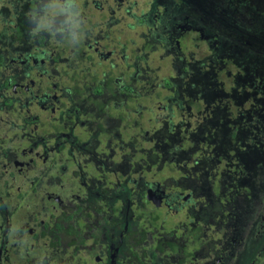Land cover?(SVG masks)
<instances>
[{
    "label": "flooded vegetation",
    "instance_id": "1",
    "mask_svg": "<svg viewBox=\"0 0 264 264\" xmlns=\"http://www.w3.org/2000/svg\"><path fill=\"white\" fill-rule=\"evenodd\" d=\"M9 1L5 0L3 5L0 0V264H86L87 260V264H129L125 241L121 246L123 239L116 245L107 243L106 225L100 223V209L107 204L112 210L104 213L112 216V221L116 218L119 223L138 226L142 210L137 204L146 200L153 203L151 193L155 200L169 199V204L164 203L169 215L176 212L174 204H184L186 199L183 198H192L180 192L174 180L176 175L163 180L155 176L146 178L145 171H138L137 162L132 160L135 152L144 153L153 146L149 132H155V126L160 127L161 123L176 117L171 107L175 99L173 103L163 96L154 99V90L149 89L148 83L142 87L134 82L142 75L147 79L150 67L144 63L138 66L133 61L121 68L124 73L117 78L119 89L124 91L127 82L137 85V89L140 86L144 99L124 91L123 104L111 99L108 107L106 103L98 109L72 91L74 82L65 71L73 68L70 59L75 69L85 67L80 61L88 63L85 57L76 54V47L71 48L74 37L64 40L69 45L66 49L55 43L59 27L72 26L77 30L75 34L81 27L73 26V20L67 19L64 13L58 12L53 17L43 14L46 6L56 0H32L36 5L34 10L29 0H17L12 13ZM57 1V9H67L73 17L80 12L84 19L82 27H85L92 21L94 12L105 17L112 7H121L127 0ZM21 11L26 15L19 16ZM38 20L42 25L35 30ZM20 23L30 26L31 35L29 39L25 37L29 41H25L27 46L26 43L21 45L24 37L20 41L12 35ZM82 29L87 44L82 55L91 49L99 66L100 63L107 66V61L114 57L113 47L104 43L101 33L98 36L91 33L95 31L93 27ZM39 33L44 37L48 36L46 33L51 34L48 38L53 49L49 44L31 41ZM90 40H93L91 46ZM102 44L107 46L102 47ZM109 66L112 63L96 69H110ZM110 106L115 107L114 117L105 121L103 110ZM159 109L164 111L161 116L157 113ZM2 111L15 118L18 115L21 121L3 131ZM90 112L97 113L106 122V131L97 130V122L90 117ZM122 116L126 122L130 119L142 125L146 123L147 127H143L147 130L140 134V126L130 122L125 129L127 135L116 132L114 128L123 131L126 125ZM12 138L17 140L13 142ZM175 156H167L162 161L167 159L180 170ZM107 191L108 196H105ZM155 205L160 209L163 204ZM87 252L92 254L91 258L86 256Z\"/></svg>",
    "mask_w": 264,
    "mask_h": 264
},
{
    "label": "trees",
    "instance_id": "2",
    "mask_svg": "<svg viewBox=\"0 0 264 264\" xmlns=\"http://www.w3.org/2000/svg\"><path fill=\"white\" fill-rule=\"evenodd\" d=\"M152 1L155 4L154 8L163 9L161 14L155 15L158 21L167 20L173 13L177 15V19H172L171 23L166 25L167 28L161 30L163 35H160L161 39L156 38L155 35L142 39L138 53L133 52L130 56L138 66L144 65L148 62L150 51L159 49L163 51V56L171 58L172 74L168 77H158L157 69H149L152 74L149 73L147 79L142 75L134 82L142 87L148 83L149 89L154 90L152 92L154 99L162 97L163 89L171 92V96L167 98L171 102L175 99V104L171 107L173 106L176 117L168 119L165 124L161 123L160 127L155 126V132H149L152 135L153 146L143 151L144 153L135 152L132 160L137 162L138 170L157 171L162 158L175 154L176 162L181 163V169L177 171L173 164L166 161L167 159L164 161V166L171 172H175L174 170L178 172V189L189 193L193 202L174 204L172 207L176 212L172 215H169L164 208L165 215L169 219L165 220L160 216L162 209L149 200L142 201L139 206L142 207V212L138 218L141 224L129 225L126 230L124 222L119 223L116 218L112 221V216L104 213L105 210H112L107 207L100 209L102 211L100 223H104L106 227L114 225L123 234L129 264H152L146 253L147 247L158 252L160 255L158 258L161 259L159 264H197L203 258L210 259L217 244L215 238L206 235L209 227L215 226L224 214L232 213L237 216L245 212L242 208L239 210L244 203L243 194L246 193L247 197H250L253 191L243 186L248 171L243 165V158L252 146H257L252 148V153L263 154L262 163L255 166L257 181L254 184L258 187L264 186V107H261L264 103L258 101L251 103V100L257 98L264 100V0ZM30 4L31 9L34 10L35 1L29 0ZM79 14L80 12L71 18L72 25L79 26L80 29L93 27L94 30L96 27L91 33L98 36L100 32L96 24L89 21L91 23L89 26V23H86L87 26L82 27L84 19ZM23 15H26V12L21 11L19 16ZM141 21L142 18H139V22ZM129 26L134 27L133 24ZM29 27L20 23L12 33L13 37L20 41L24 37L21 45L29 42L26 41L28 35L29 37L31 35ZM80 29L79 33L75 34L73 32L77 30L72 26L67 28L61 26L56 32L57 46L65 49L64 40L74 37L73 43L70 42L71 48L76 47V54L81 58L85 57L88 61L84 63L78 59L80 65L85 67L75 69V64L69 58L73 68L65 71L74 82L72 91L98 109L106 103L108 107L111 99L123 104L124 91L134 93L143 100L144 94L140 86L137 89V85L127 82L124 91L119 89L120 83L117 78L123 76L124 70L121 68L131 64L129 56H122L120 67L112 58L107 61V66L100 63L101 67H108L112 63L110 69H96L100 66L95 52L90 49L85 56L82 55L87 44L85 32ZM91 33L88 32V35ZM175 33L186 37L196 35V41L208 40L211 53L196 57L194 51L176 50L173 43ZM46 34L50 38L51 34ZM48 36L44 37L39 33L31 41H37L40 45L49 44L53 49L54 45L50 44L51 39L49 40ZM167 36H169L168 40ZM92 43L93 40H90V46ZM105 46L107 45L102 44V47ZM108 47L114 45L108 44ZM232 67L235 69L234 72L227 75V81H223L220 75ZM227 101L230 102L229 105L236 107V114L225 108L224 104ZM247 101L250 105L246 104ZM189 105H196L195 112L191 113L188 110ZM114 108L110 106L109 109L103 110L105 121L114 117ZM259 110L262 113H259ZM89 115L97 122L95 127L98 131L107 130L104 124L106 122L97 113L90 112ZM122 122H126L124 116ZM130 122L140 126L138 130L140 134L147 130L136 120L130 119L123 126V131L114 129L116 132H122V135H127L125 129ZM122 135L120 138L124 139ZM245 139H248L246 143ZM130 140L134 141V138ZM135 149L139 150L140 147ZM217 159L223 163L221 167H216ZM104 195L108 196V191ZM261 197L263 199L264 191L259 194L260 203L255 207L260 206L261 214H264ZM186 204L187 208H185ZM256 214L252 213L250 219H245L250 223ZM258 216L259 214L256 217ZM174 217L178 218L177 223L173 226L164 225ZM249 223L247 222L248 227H250ZM148 233L153 235L150 236ZM215 257L220 260L218 264H227L224 258L226 255ZM231 261L230 259V263Z\"/></svg>",
    "mask_w": 264,
    "mask_h": 264
},
{
    "label": "rangeland",
    "instance_id": "3",
    "mask_svg": "<svg viewBox=\"0 0 264 264\" xmlns=\"http://www.w3.org/2000/svg\"><path fill=\"white\" fill-rule=\"evenodd\" d=\"M17 0H11L9 1L10 6V12L12 13V10L14 6L16 5ZM20 1V0H18ZM82 1V0H77ZM5 3V0H3V5ZM133 5H130V4ZM44 4V3H43ZM51 5V6H50ZM59 5L58 1L56 0L52 4H48L46 6L45 10L43 11V14H45L47 17L55 15L58 12L64 13L67 15V19L72 18L73 15L67 12V9L59 8L57 9V6ZM113 5V4H112ZM44 6V5H43ZM50 6V9H49ZM155 4L151 0H127L124 2V4L121 7L110 9L109 13H106L105 17L99 16L98 12H94V14L91 16V22H96V26L99 29V32L104 37V43L112 44L114 45L113 49V58L116 60L117 64L122 63V56L128 55L129 61L133 62V57H131V53L139 51L140 46L142 45V39L151 38L153 35L156 36V38L161 39L162 37L161 30L166 29V25H169L172 21V19H177V15L170 14L167 20H161L158 21L155 15L161 14L163 12L162 8H154ZM53 10L51 12L50 10ZM139 18H142V21L139 22ZM66 19H63V22H66ZM98 24V25H97ZM133 24L134 27H130L129 25ZM37 28L35 30L39 29V26L42 25V22L40 20L37 21L36 24H34ZM176 25V24H175ZM174 25V26H175ZM44 27V26H43ZM96 30V27L94 28ZM160 29V30H158ZM170 29V28H169ZM158 30V31H157ZM155 31V32H154ZM163 36V35H162ZM175 41L173 42L175 45V49H179L181 51H194L196 52V57H201L204 55H208L211 53V49L209 48V41L208 40H202L196 41V35H189L181 36L179 34L174 35ZM102 37V39H103ZM173 38V39H174ZM169 39V36H167V40ZM68 43H65V47H68ZM126 46V48H124ZM66 49V48H65ZM105 62L104 60H100V62ZM133 64V63H132ZM150 69H157L156 74L158 77H168L172 74V66H171V58L169 56H163V51L159 49H152L149 53V59L147 62ZM234 68L232 69H226V71L221 74L223 81H227V75L234 72ZM150 74H152L149 71ZM248 91H245L247 93ZM161 95L164 98H167L168 96H171V92L168 91H161ZM243 96H246L245 94H242ZM235 97V96H233ZM258 99V100H257ZM251 100L252 102H260L264 103V100L261 98H257ZM218 100V98H216ZM230 102H225L224 106L225 108L229 109L232 113L237 112L236 107H233V105H229ZM247 105H250V102H246ZM264 107V104L261 106ZM196 105H189V111L191 113L195 112ZM235 111V112H234ZM163 109H159L158 115L161 116L163 113ZM261 110H259V113ZM262 113V112H261ZM18 118H15L11 113H6V111H2L1 119L3 120L2 129L3 131H6V129L13 124L19 123L21 119L18 115H16ZM147 116V115H146ZM148 117V116H147ZM159 117V116H156ZM146 124V123H145ZM143 124V125H145ZM147 127V125H145ZM264 131V130H263ZM10 139L7 140V142ZM13 142L17 140V138H12ZM248 141V139H245V143ZM147 145L144 144V147ZM257 146H252V148H256ZM252 148H249L248 153L243 158V165H245L246 169L248 170L245 176V179L243 181V186L248 187L253 192L251 193L250 197H247V194H243V201L244 203L240 206L239 210L241 208L245 211L243 214H239L237 216L232 215V213L224 214L221 218V220L216 223V225H211L209 229L207 230V236L215 238L214 241L217 242L216 246L213 248L212 255L210 259L203 258L201 261H198L197 264H211L214 262V264L219 263V258H216L215 256H225V260L227 261V264H264V214H261V209L259 207H255L257 204L260 203L259 194L264 191V186H257L254 183L257 181L255 176V166L262 163L263 154L260 155L259 152H256L255 154L251 152ZM119 153L121 150L116 149ZM124 153V152H122ZM264 153V151H263ZM219 156V154H217ZM57 158L59 155H57ZM224 157V156H223ZM218 158V157H217ZM231 158V157H230ZM2 159V157H1ZM179 163V167H180ZM222 162H220V159H217L216 167H221ZM159 170H149L143 173V176L146 178H149L150 176H155L157 179L163 180V179H169L170 177L174 176L176 173L171 171L164 166V161L160 163V166L158 167ZM140 171V170H138ZM174 178H171V181H173ZM223 187V186H222ZM221 187V188H222ZM125 193V191H124ZM251 199H254L251 201ZM262 199V197H261ZM264 199V197H263ZM262 199V204L264 206V200ZM104 203V202H103ZM107 205V204H106ZM106 205L104 208L106 209ZM138 207L141 205L138 202ZM164 207L165 205H162V211H160V216H162L165 220L168 217L164 214ZM142 210V207H141ZM252 213L259 214L258 217L256 214V218L254 217L253 220L249 223V220L245 219L248 218ZM264 213V212H263ZM126 216H128L126 214ZM169 220V219H168ZM130 216L128 217V222H130ZM162 221V220H160ZM250 224V227H248L247 222ZM178 222V218L174 217L172 221H166L164 223L165 226H173L175 223ZM124 227L127 229L129 224L123 223ZM220 230V231H219ZM105 237L107 243L111 242L116 245V243L123 239V234L117 230L115 227H105L104 230ZM121 235V236H120ZM218 241H221V243H218ZM121 246H124V240L121 243ZM109 248L107 247V250ZM224 249V250H223ZM141 250V249H139ZM121 250H119L120 252ZM146 253L148 254V259L152 262V264H159L161 263L160 255H158V252L151 249L150 247L146 248ZM215 254V256H214ZM86 256L90 257L92 254L90 252H87ZM159 256V258H158ZM215 258V259H213ZM230 259L232 260L230 263ZM88 263V260L86 261V264ZM107 264V263H106ZM118 264V263H116Z\"/></svg>",
    "mask_w": 264,
    "mask_h": 264
},
{
    "label": "clouds",
    "instance_id": "4",
    "mask_svg": "<svg viewBox=\"0 0 264 264\" xmlns=\"http://www.w3.org/2000/svg\"><path fill=\"white\" fill-rule=\"evenodd\" d=\"M178 165H179V163H178ZM181 167H182V166H181V164H180V169H181ZM176 170L179 171V169H177V168H176ZM176 170H174L175 173H176V174H175V175H176V179H174L175 182H177V178H178V172H177ZM172 173H173V172H172ZM172 177H173V176H172ZM180 192H181V191H180ZM184 193H185V194H189V193H187V192H184ZM184 193H183V194H184ZM183 194H182V195H183ZM179 195L181 196V194H179ZM189 195H190V194H189ZM168 196H169V195H168ZM182 198H183V196H182ZM183 199H186V202H190V201L193 202V198H183ZM166 201H167L168 204H169V199H165V202H166ZM164 205H165V204H164ZM173 208H174V207H173Z\"/></svg>",
    "mask_w": 264,
    "mask_h": 264
},
{
    "label": "water",
    "instance_id": "5",
    "mask_svg": "<svg viewBox=\"0 0 264 264\" xmlns=\"http://www.w3.org/2000/svg\"><path fill=\"white\" fill-rule=\"evenodd\" d=\"M153 196H154V194L151 193V195H150V199H151V197H152L151 201H152L154 204H156V203L164 204V203H165V201L162 202V201H159V200H155V198H154ZM166 202H167V201H166Z\"/></svg>",
    "mask_w": 264,
    "mask_h": 264
}]
</instances>
